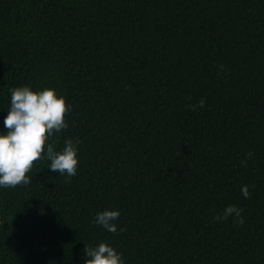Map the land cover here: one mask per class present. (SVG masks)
<instances>
[{"label":"trees","instance_id":"1","mask_svg":"<svg viewBox=\"0 0 264 264\" xmlns=\"http://www.w3.org/2000/svg\"><path fill=\"white\" fill-rule=\"evenodd\" d=\"M22 86L72 105L79 167L0 186V264H264V0H0V134Z\"/></svg>","mask_w":264,"mask_h":264},{"label":"clouds","instance_id":"2","mask_svg":"<svg viewBox=\"0 0 264 264\" xmlns=\"http://www.w3.org/2000/svg\"><path fill=\"white\" fill-rule=\"evenodd\" d=\"M224 71V66H219ZM11 93L8 115L4 119L6 133L0 134V186H26L32 182L31 170L37 161H49L48 169L65 176L66 182L77 175L79 139H65L62 150L57 151V141L67 130L66 114L71 113L72 105L66 103L64 96L58 95L55 89L44 88L33 92L29 86L16 87ZM205 100L201 98L197 104H190L189 110L203 108ZM251 152L246 153V159L241 161L246 165ZM245 198L250 197L248 186L241 189ZM243 209L229 205L222 214L213 217L216 222L234 217L233 223L243 225L241 215ZM120 212L104 210L97 213L91 221L96 226H102L107 232L117 234ZM120 232L125 231L121 228ZM87 257L84 264H124L122 254L107 243L96 246H84Z\"/></svg>","mask_w":264,"mask_h":264}]
</instances>
